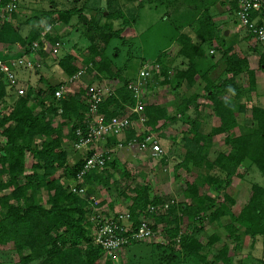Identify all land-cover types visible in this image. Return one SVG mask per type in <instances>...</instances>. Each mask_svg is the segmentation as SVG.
Masks as SVG:
<instances>
[{
    "label": "trees",
    "instance_id": "16d2710c",
    "mask_svg": "<svg viewBox=\"0 0 264 264\" xmlns=\"http://www.w3.org/2000/svg\"><path fill=\"white\" fill-rule=\"evenodd\" d=\"M114 1L108 0L105 9H91L88 18L82 8L75 6L52 11L55 20L63 24H68L75 16L89 34L86 46L74 53L64 51L52 60L51 64L55 63L58 69V82L51 83L40 73L38 81L44 86H27L24 95L20 96L0 74V264H136L131 261L134 257L130 256L127 260L115 262L100 246L93 244L87 201L69 191L62 182L63 178L72 180L84 157L91 154V151L84 155L70 149L72 155L69 156L66 151L77 139L75 131L86 130L88 107L85 94L91 80L103 83L102 80L116 79L118 82L114 91L98 105L97 113L105 121L124 113L134 104L127 83L135 78L119 75L105 52L107 41L120 36L122 29L136 20L137 13L132 12L129 18H124L118 8L111 7ZM175 1L142 0L137 9L143 7V2L156 7L169 6ZM200 2L192 6L190 15L193 20L190 19L184 29L174 26L177 35L173 40L178 44L176 55L180 58L178 65L164 64L165 52H161L155 61L160 65L162 82L171 85L172 89H178L182 81L192 84L198 78L203 82V93H192L183 99L179 97L181 100L175 104V113H169L162 105L145 103V129L136 132L129 126L122 139L126 145L132 139L141 141L148 133H160L178 113L181 122L188 123V128L174 148L177 161L173 169L175 174L178 170L188 174L194 172L192 180L186 181L181 191L185 200L164 210L144 212L148 205L162 204L169 198L152 195L147 183L129 187L112 179L110 171L117 172L123 179H130L128 166L114 156L106 159L100 170L92 169L86 173L83 184L91 194L96 187L121 194L129 202L126 209L132 227L145 218L153 219V230L161 226L160 234L165 241L150 244L152 264H264V255L250 263L241 259L234 263L228 255L227 243H234L235 249L240 250L243 238L247 237V248H254L258 243L264 249V185L250 183L248 198L236 214L229 207L234 199L226 191L234 177L245 175L250 168L255 167L264 177V107L249 102V95L255 89V76L249 68L247 55L234 50L233 43L222 31L214 29L205 8L207 0ZM117 19L121 23L114 27L112 21ZM30 20L33 26L24 37L10 22L0 25L1 51L15 46L17 57L44 58L41 49L33 52L30 48L33 42L41 43L39 16H31ZM245 33L248 40L253 39L250 33ZM46 38L51 43L57 40L62 43L56 35H46ZM97 38L105 42L102 48L93 44ZM213 43L220 52L222 64V77L216 82L207 77L211 69H200L204 46L208 48ZM256 48L254 44L251 51ZM76 60L81 61L86 67L84 71L91 74L90 83L81 84L77 91L55 101L54 91L78 71ZM215 66L213 64L212 68ZM258 66L264 68V45L260 47ZM38 69H35L36 73ZM241 75L246 79L238 83ZM199 98L208 103L212 115L218 118V124L206 134L200 133L199 121L189 119L187 113L189 106L197 112ZM247 111L250 125L238 121V115ZM136 118L135 114L130 115L131 121ZM217 134L224 135L223 141L228 146L226 153L211 149L212 137ZM106 141L108 148L118 142L115 135L108 136ZM27 157L31 159L28 167ZM204 187H208L209 193L200 191ZM204 223L214 228L205 243L201 237L206 227ZM221 239L220 248L209 260L211 247ZM140 243L131 242L127 247Z\"/></svg>",
    "mask_w": 264,
    "mask_h": 264
},
{
    "label": "rangeland",
    "instance_id": "374dc122",
    "mask_svg": "<svg viewBox=\"0 0 264 264\" xmlns=\"http://www.w3.org/2000/svg\"><path fill=\"white\" fill-rule=\"evenodd\" d=\"M42 1L43 0H37V2L35 1V4H33L31 3V0H19L20 3L19 12L21 14L28 13V15L31 16H39V20H38L39 27L45 24L52 25L50 31L51 36L56 35L57 37H59V34L60 35L62 34L63 36L62 47L59 50L58 55H60L64 51H69L71 49L76 51L88 44L87 41L89 39V34L85 32V25H83L82 22L77 21L75 16L71 17L68 24H62L59 21L55 20V15L53 14H52L53 16L50 17L48 16L46 18L42 13H46L47 8L42 7L43 5ZM55 1L62 2L61 5L62 8L70 7L73 5V4L67 5L64 2L65 0H55ZM90 1L92 2L93 0ZM140 1L142 2V0H115L111 4V7L118 8L120 10L119 12L124 18H129V16L132 15V12L137 13L136 20L134 22L128 23V25L126 24L127 26L122 29L120 36H114L107 41V45H106L107 50L105 52V55L112 59L113 67L116 70H118L119 75L130 79L136 77V73L142 64L155 60L156 57L161 52L168 49L170 46H173L174 45L173 38L175 37V35H177V31L174 25H178L182 27L181 24L174 23V19H175L174 17H177L180 14V9H178L179 7H177L178 5L176 1L169 6L157 5L156 7L153 6L150 7V5L145 4L143 2L144 4L143 7L137 9V6L139 5ZM84 2H86V0H82L81 2L76 3L75 5L83 6ZM106 2H108V0H105V3L104 0H100V2H98L99 5L97 4L96 8L103 7V9H105L107 5ZM180 4L182 3L180 2ZM44 7H46V5H44ZM84 12L86 14H90V12L92 11L91 9L84 8ZM105 14L106 12L104 11V15ZM112 22L114 27H117V25L121 23L120 19L113 20ZM245 32L246 31L244 29L243 31L241 30L239 32V35L244 42L243 45L240 46L238 51L242 55L243 54L247 55L249 68L254 71V74L256 71L257 72L256 75L258 77L257 90L254 89L251 92V94L249 95V102L264 105V68L258 66V55L260 52V47L256 46L255 41L253 40L254 38L248 40L246 38ZM93 44L96 46L98 45L99 48L100 47L102 48L105 42L97 38L95 39ZM254 44L257 48L255 51H251V48ZM204 51H207V46H204ZM169 53H171L170 50L168 52L169 58L165 54L167 58L166 64L173 65L172 63L173 59L171 58ZM42 54L44 53L42 52ZM54 58H57V56L52 57L48 54L46 55L44 54V58L41 60L40 63L41 65L37 73L35 70L33 71L24 68H19L18 71L20 72L28 71L29 74L27 75L25 73L23 74L19 73L17 74L18 75L17 79L22 83L25 89L27 86L28 87L35 86L36 88H38L39 85L42 86L41 85L42 83L37 80L40 73L43 76L47 77V79L51 83L58 82L59 81V73L57 71L58 69L55 66V63L51 64ZM90 77L91 74L85 71L84 74L77 81H74L72 85H76V86L77 84L86 85L87 82H90ZM245 79L246 77L244 75L243 76L241 75L240 77H238L237 82L243 83ZM80 81L81 83H79ZM151 82L152 83L157 82L156 88L147 90L146 88L148 86H146L143 97L145 98L146 96H148L146 99L149 98L155 100L157 99L160 100L161 102L167 101L166 99L170 98L169 84L163 83L162 79H159L157 73H153ZM117 83L118 82L116 81L115 84L113 85H117ZM198 91H201V89H198ZM204 107H202L201 110H203L205 113V111H207L208 109ZM192 114L193 113L191 112L190 117L192 116ZM248 115H249V111H247V113L245 114L240 113L238 115V121L243 123L244 125H250ZM210 125L211 122L208 120L207 122H205L204 125L201 126L202 127L201 131L203 133H206ZM186 126L187 125H180L179 127L186 128ZM173 128L174 127L164 128L165 130L164 129L161 130L160 132L161 134L159 133L160 135H157L159 138V143L165 153L164 157L170 155L168 148H169V144H171V139H173L172 136L174 135V137L175 136L179 137V133H180L179 129L178 128L173 129ZM0 141H1V137H0ZM210 146L211 149H215V150L221 149L220 151L222 152L228 151V146L225 145L223 138L215 139L214 141L212 140ZM127 148L128 146H122V148L117 150L114 155L117 159L120 160L122 159L124 162L129 164L128 167L131 169L134 177L131 176L133 179L130 178L129 180L122 182V180L119 179L121 177H119L117 172L110 171L112 179L117 180L121 185L123 184L132 187L134 185H138L139 178L137 176V173L139 171H142L143 174L142 181H144L147 184H151L153 192H157L161 195L176 197L178 199V195L180 194L179 188L182 187L181 183L183 182V180L180 177L173 180L174 176L171 171L173 165L172 161L170 159H167L166 163H169V165L167 164L168 166L167 165L165 166L163 165V163L161 164V161L160 162L154 161L148 156H146V158L144 159V163H135V157L132 156L131 159L127 162L126 160L123 159L124 157L122 158V154H124V150ZM70 149H71L70 147L66 148V151L69 152ZM131 152L132 154H134L133 150ZM71 155L72 153L69 152V156ZM30 162H31L30 157H27L26 159L27 167L29 166ZM246 164L247 163H245V165ZM252 181L264 185V177L260 175L259 171L255 167L250 168L248 172L241 177H234L232 183L226 189L227 193L234 199V203L229 204L230 210L233 214H236L240 210V208L245 204L248 198V190L250 187V183ZM201 191L209 193L208 187L202 188ZM123 208L120 209L123 210ZM183 220L184 222L186 221L185 219ZM204 225L206 227L201 237L203 241H206L207 235L210 234L214 228L212 225H208L206 223H204ZM219 231L222 232L223 230L219 229ZM154 240L150 239L149 241L142 242L140 244L128 246L122 251V253H120L121 255L119 259L127 260L129 259L128 257L130 256V258L134 257V259L131 261L135 262L136 264H152V261L149 258L150 250H151L150 244L153 243ZM162 241L165 240L162 239ZM222 241L223 239L216 242L211 247L210 253L208 255L209 260L212 259V254L215 253L220 248ZM248 241L249 240L247 237L243 238L241 242L242 248L240 250L235 249L234 243L227 241L229 247L228 255L232 257L234 263H236L237 260L239 259L243 260L244 262L250 263L254 258H259L260 256L264 255V249L260 248L258 246V243H256L257 246L254 248H250V249L247 248ZM137 255L138 258L136 257ZM14 261H16V257L14 258Z\"/></svg>",
    "mask_w": 264,
    "mask_h": 264
},
{
    "label": "built area",
    "instance_id": "2783aa9c",
    "mask_svg": "<svg viewBox=\"0 0 264 264\" xmlns=\"http://www.w3.org/2000/svg\"><path fill=\"white\" fill-rule=\"evenodd\" d=\"M19 0L0 1V25L11 22L12 14L16 11ZM254 13V16H252ZM235 20L239 27L250 33L255 41L256 46L264 45V0H237V8L235 11ZM50 24L40 27L39 40L41 43L33 42L31 50L36 52L38 49L46 55L55 57L62 47V43L58 40L51 43L46 38L50 35ZM42 58L26 59L24 57H16L14 59L3 60L0 58V74L2 80L9 86L13 87L20 96L24 95L26 89L19 83L14 68L21 67L28 70H35L40 67ZM85 66H80L78 71L69 78L73 82L78 80L85 70ZM160 65L155 60L144 63L138 70L134 80L127 83V89L133 94L134 104L126 109L122 114L111 117L105 121L103 117L97 113L99 103L103 98L115 89L114 82H93L87 85L85 102L87 104V120L86 130L82 132L80 129L75 131L77 139L72 141L70 148L84 155L87 151L91 154L84 157L82 166L76 171L72 180L62 179L67 189L87 201V215L92 223L91 235L92 242L100 246L106 256L115 262L120 259V253L131 242H146L150 239H156L160 236V229L153 230V224L150 219H142L136 227L131 226L129 220V212L127 209L116 214L106 213L99 204L100 201L95 195L88 193L87 187L83 184V178L86 173L92 169L100 170L106 159L113 157L116 150L122 146L137 147L141 151H146L152 159L158 158L163 154V149L158 141V137L153 133H148L141 141L132 139L126 145L118 141L114 147H100L108 136L123 133L129 126H132L130 115L135 114L136 120L144 128L145 116L143 114L144 90L153 73L159 75ZM67 92L64 86H60L53 93L55 101L66 96ZM175 203L174 199L158 205H148L144 212L152 213L157 209H167L169 205ZM162 239V238H161Z\"/></svg>",
    "mask_w": 264,
    "mask_h": 264
},
{
    "label": "crops",
    "instance_id": "0c3cea01",
    "mask_svg": "<svg viewBox=\"0 0 264 264\" xmlns=\"http://www.w3.org/2000/svg\"><path fill=\"white\" fill-rule=\"evenodd\" d=\"M35 1L37 2V0H31V3L35 4ZM81 1L82 0H65L64 2L67 5L73 4L72 5L73 7L75 6L77 8H82L83 10H84V8L95 9L96 5L97 4L99 5L98 2H100V0H93L92 2L90 0H86V2L83 3V6H76L75 5L76 3H79ZM180 2L182 4H180ZM104 3H105V0H104ZM176 3L178 5L177 7H179L178 9H180V14L177 17H174L175 18L174 19V23L183 25L181 27V29H184L186 27V25L188 24V22L193 20L191 15H190L192 13V6L194 4H198L199 5V4H201V2H200V0H187V1L186 0H184V1L177 0ZM207 3L208 4L206 5L205 8H207V12H208V14L210 16V19L212 20L213 25L215 26L214 29L222 31L223 35L227 37V40L229 42L233 43L234 50L238 51L240 46L243 45L244 41L241 39V37L239 35V32L241 30L243 31V28L239 27L238 23L235 20V10L237 8V0H207ZM42 4H43L42 5L43 8H47L46 9L47 12L46 13H42L46 18L48 16L50 17V16L55 15V14H53V15L51 14L53 10L62 8V6H61L62 2H56L55 0H43ZM44 5H46V7H44ZM19 6H20V3L18 4V7H17L16 11L12 15L10 23L12 25H14V27L18 31L19 35L24 37L29 32V30L32 28L33 25L31 23V20L29 19L31 17V15H28V13L21 14L19 12L20 11L19 10ZM65 8H69V7H65ZM83 14L85 16L87 15L86 18L89 17V14H86L84 11H83ZM72 22H73V19H72ZM59 37L61 38V41H62L63 40L62 39L63 38L62 34L61 35L59 34ZM214 46H215V43L211 44V46H209L207 48V54L208 55L206 54V51H205L204 58L202 59L203 60L202 64L200 65V69H202L203 71L206 70V69H211V70H209L207 77L209 79H211L212 81L216 82V81L220 80V78L222 77V64L220 63V60H219L220 59L219 58L220 57V52L217 49H215ZM169 50L171 51V53H169V54H170L171 58L174 60L173 64L174 65L175 64L178 65V63L180 61V58H178L177 55H176V52L178 50V44L174 41V45L173 46H170L168 49L163 51V52L166 53L167 57L169 56L168 55ZM70 51H72L73 53L75 52L73 49L70 50ZM17 52H18V50H16L15 46H10L9 48H5L2 51L0 50V57H3L2 58L3 60L14 59V58L17 57V55H15V53H17ZM166 55L164 56L165 58H162V62L164 64L167 63ZM75 64H76L77 67H79L80 65H82V66L84 65L79 60H76ZM213 64H215L216 66L212 68ZM19 68H21V67L14 68V72L16 74V77L18 76L17 74H19V73L20 74L21 73L22 74L25 73L27 75L29 74L28 71L27 72L18 71ZM256 74H257V72L255 71V74H254V76H255V89L257 90L258 77H257ZM158 76H159V79H163L160 74ZM149 80L150 81H148V83H147L148 85H146L148 87L147 88L145 87V88L147 90L155 89L157 82H153L152 83L151 82L152 78H150ZM75 81H77V80H75ZM91 81L92 82H99L96 79H92ZM114 81L116 82L117 80L116 79H113L111 81L110 80H102V82H110V83H112ZM73 83H74V81L73 82L69 81V78L65 80V84H63V86H64V88H65L67 93L73 92V91H77L78 87L80 86L79 84H77V86L76 85H72ZM79 83H81V81ZM88 83H90V82H87V84ZM20 84H22V83L20 82ZM41 85L42 86L39 85L38 87L41 88V87L44 86L43 84H41ZM169 86H170V88H169L170 98L166 99L167 101L161 102L160 100H157V99L156 100L155 99H151V98L146 99L148 97V96H146L144 98V99H146V100H144V102L145 103H153V104L162 105L168 110L169 113H175V111H176L175 104H177L181 100V99H179V97H181L183 99L185 97H188L192 93H199V94L203 93V90H202L203 82L200 79H198V78L192 84H189L186 81H182L180 83L179 88L175 89V90L172 89L171 85H169ZM198 89H201V91H198ZM197 103H199V108H198L197 112L195 113L194 110H192L191 106H189L187 113L189 115V119L195 118V119H197L199 121V131H200V133L206 134V133H208L211 130L212 126H216L218 124V118H216L215 116L212 115L211 110H210L209 105H208L207 102H204V101H202L199 98L197 100ZM202 105H204L205 107L202 106ZM260 105L264 107V105H262V104H260ZM202 107L207 108L208 110L205 111V113H204V111L201 110ZM36 109H39V107H37ZM191 112L193 113L192 116H191L192 118L190 117V113ZM208 120L211 122V125H210L208 131L206 133H203L201 131V128H202L201 126L204 125L205 122H207ZM180 125H187V126H186V128H182V127L180 128L179 127ZM167 127H169V128L174 127L175 129L178 128L179 132H180L179 133V137H176V136L174 137V135L172 136L173 140H171V144H169V148H168L169 149L168 151H169V154H170L169 156L164 157L165 153L163 151V154L160 157L155 158V159L151 158V159L154 160V161H158V162L161 161V164L163 163V165H165V166L167 164L169 165V163H166L167 159H170L172 161L173 165H172L171 171H172V174L174 176L173 180L177 179L178 177H180L183 180V182L181 183L182 187L179 188L180 194L178 195V199L176 197H172V196L161 195V194H159L157 192H153L152 191L151 184H148V185H149V187L151 189V194L152 195H156V196H159V197L165 196V197H167V199L168 198L169 199H174L175 203H178L179 201L185 200L183 198L182 193H181L182 189L185 188V182L186 181L190 182L192 180V177L194 176V172H191V173L188 174V173H186V172H184L182 170H178L176 172V174H175V171L173 169V166H174L175 162L177 161V157L174 154L175 153L174 152V148L176 146V143H179L182 133L188 128V123L181 122L180 115L177 113L176 116H175V119L172 121V123H169L167 125ZM132 128L136 132H140V131L143 130L142 125L136 119L134 121H132ZM123 133L115 135L116 139L118 141L122 142ZM153 134H155L157 136V135H160L161 133L160 134L159 133H153ZM223 136H224L223 134H217V135L212 137V140L214 141L215 139L223 138ZM158 141H159V138H158ZM106 144H107V142H106ZM106 144H105V142H102L98 146L104 148L106 146ZM132 150L134 151V154H132V152H131ZM220 150L221 149H219V151ZM116 151H115V153H116ZM224 153H226V152H224ZM113 156L115 157V155H113ZM132 156L135 157V163H144V159L146 158V156L149 157V154L146 153L145 151L139 150L137 147L134 148V146L128 147L127 149L124 150V154H122V158L124 157L123 159L126 160L127 162L131 159ZM136 159H138V160H136ZM118 160L122 164L124 163L127 166L129 165L128 163L124 162L122 159L121 160L118 159ZM128 169H129V172H130V178L133 179L131 177V176H133L132 171H131V169L129 167H128ZM137 176L139 178L138 185L141 184V183H145L144 181H142L143 180L142 179V177H143L142 171H139L137 173ZM119 179H121L122 182L127 180L125 178L124 179L123 178H119ZM92 194L95 195V197L99 201H103V203L101 204V207H102V209H104V211L106 213L116 214V213L122 211V209H120V208L124 207L123 209H126V206L129 204V202H127L121 194H118L114 190H105V189H99L98 187H96L94 192H92ZM150 220L153 223V219L150 218ZM185 222L183 220V223H185ZM157 229H161V226L158 225ZM160 236H162V235L160 234ZM161 238L158 236L154 240V242L162 241ZM202 242L205 243V241H203V240H202Z\"/></svg>",
    "mask_w": 264,
    "mask_h": 264
}]
</instances>
